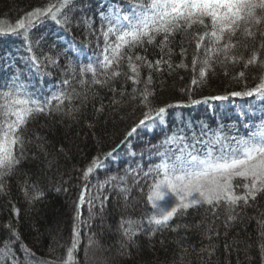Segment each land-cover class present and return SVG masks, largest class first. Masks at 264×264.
I'll return each instance as SVG.
<instances>
[{
    "label": "trees",
    "instance_id": "1",
    "mask_svg": "<svg viewBox=\"0 0 264 264\" xmlns=\"http://www.w3.org/2000/svg\"><path fill=\"white\" fill-rule=\"evenodd\" d=\"M48 2L0 0V22H4L5 26L9 23L14 26L26 12L43 7ZM98 4L99 0H76L77 10L73 13L75 18L68 32L50 19L34 28V39L45 36L40 46L34 49L36 54L42 56L48 53L55 57L57 52H63L69 44H74L77 51H68V57L76 65L88 63L89 58L95 60L102 51L103 38H98V32L91 34L77 20L85 14L81 10L82 5H87L86 11L92 15ZM94 23L98 30V17ZM260 30L264 31V24L260 25ZM203 32L202 26H194L187 32L176 33L172 39V64L175 66L183 61L187 68L174 67L169 70L165 65L161 72L154 74L152 87L155 95L151 106L158 108L181 102L180 106L167 110L166 124L157 120L151 130L141 126L126 139L127 133L139 123L147 109L140 103L139 92H133L134 88L143 91L144 83L134 85L125 76H120L114 82L119 91L125 92L124 96L117 91L114 97L109 88L97 87L98 96L95 99L90 97L87 107L74 116L57 113L39 115L28 124L26 135L34 142L28 145L26 158L15 174L6 178V191L0 193V247L5 241L12 242V249L20 264H31L22 244L27 245L38 258L63 264L71 244L76 201L84 185L81 179L83 169L93 157H100L104 165L89 178L88 186L94 195L96 188L93 186L110 176H124L127 169H137V166L148 171L149 165L159 162L160 157L156 152L162 150L153 146L159 145L177 129H183V133L178 134L189 138L194 133L199 135L205 124L211 128L223 125L229 136L247 135L255 125L264 121V99L229 97L226 101H204L206 97L242 91L245 82L249 87L254 86L257 82L254 77L264 72V67L257 65L245 69L243 61L232 60L214 63L205 82L199 86L191 84L195 42L197 34ZM162 38L158 37L153 45L146 44L147 53L142 48L135 51L154 61L161 55L158 44ZM261 41L259 35L253 39L239 32L233 38L236 47L230 51V56H243L247 60L259 49ZM53 44L55 48L51 47ZM181 47L187 49L184 57L180 54ZM8 53L11 59L5 60ZM29 55L22 37L8 35L0 38V87L13 76H19L18 82L24 83L29 91L51 95L63 79L71 76V71H64L67 57L61 55L58 66L47 65L45 61L37 71L27 59ZM258 55L259 60L264 61V49ZM200 58H204L203 50ZM200 66L195 69L196 75ZM123 71L127 72L126 64ZM241 71L245 72V79H234ZM141 75L146 79L148 70L144 69ZM113 98L118 103L112 105ZM191 100L201 102L192 104ZM101 103L105 106L104 111L97 114L95 108ZM37 136L42 140L37 141ZM38 144H42V147H38ZM113 149L116 151L111 157L104 155ZM25 183L35 185L43 195L30 200L22 191ZM150 183L151 179L144 177L143 172L138 178L129 174L127 186L131 191L128 200L119 191L118 182L112 181L104 189L103 194L109 199L102 213L97 207L95 215L89 219L88 205L82 206V218L87 224L80 225L81 242L75 255L76 264H264V239L261 237L264 232L261 226L264 222V196L258 197L249 206L237 207L238 219L228 226L225 225L227 213L224 208L214 215L205 205L190 209L187 215L174 219L169 227L155 234L141 231L132 242L126 241L120 227L121 220L131 218L140 221L146 212L151 211L146 201ZM29 192L34 194L31 187ZM177 224L187 227L172 231ZM13 229L18 233L19 240L13 234ZM89 237L95 241L91 246ZM226 245L229 247L226 248ZM3 264H11V261L5 260Z\"/></svg>",
    "mask_w": 264,
    "mask_h": 264
},
{
    "label": "snow or ice",
    "instance_id": "2",
    "mask_svg": "<svg viewBox=\"0 0 264 264\" xmlns=\"http://www.w3.org/2000/svg\"><path fill=\"white\" fill-rule=\"evenodd\" d=\"M86 9L87 5L81 6L85 14L79 17L77 22L83 24L91 34L96 35L98 32V38H103L102 51L95 60L89 58L86 64L76 65L72 58L68 57V51H77L74 44H69L68 49L63 52H57L55 57L48 53L38 56L34 51L45 40V36L34 39L32 31L45 20H52L66 32L71 30L75 18L73 13L77 10L76 0H49L43 7H35L26 12L14 26L10 23L5 26L4 22H0V38L8 35L22 37L26 51L30 54L27 59L37 71L45 61L47 65L58 66L61 55L67 57L64 71H71V76L63 79L51 95L29 91L24 83L18 82L19 76H13L0 87V193L6 191V178L15 174L26 158L28 145L34 142L26 135L31 121L39 115L54 113L74 116L87 107L90 97L95 99L98 96L97 87L109 88L115 97L119 90L114 82L120 76H125L134 85L144 83L143 91L134 88L133 92H139L140 103L147 109L139 123L127 133L126 139L141 126L151 130L157 120L166 124L167 110L180 106L181 102L153 108L151 104L155 91L152 86L154 74L161 72L163 66L166 65L169 70L174 67H188L183 61L175 66L171 62L173 49L170 44L178 32H187L194 26L204 28L203 33L197 34L192 57L193 86H199L206 81L208 71L214 63L232 60L243 61L245 69L257 65L264 67V61H260L258 55L259 51L264 49V31L260 30V25L264 24V0H99L92 15H89ZM97 17L100 21L98 30L94 23ZM239 32H243L248 38L254 39L257 35L262 38L259 49L247 60H244L243 56H230V51L236 47L232 42L233 38ZM160 36L163 37L158 44L161 55L156 60H149L147 55H140L135 51L142 48L147 53L145 45L155 44ZM51 47L55 48L56 45ZM201 50L204 52L203 59L200 58ZM180 54L182 57L186 56L187 49L181 47ZM4 59H11V54H6ZM125 64L127 72L123 71ZM198 66L199 73L196 75L195 69ZM144 69L148 70L146 79L141 75ZM234 79H245V72H239ZM254 79L257 80L254 86L249 87L245 82L242 91L206 97L204 101H226L229 97L264 99V72ZM119 94L124 96L125 92L119 91ZM132 98L136 99V96ZM200 102L191 100L192 104ZM116 103L118 101L113 98L111 104ZM104 108L101 103L95 108V112L103 113ZM183 131L177 129V132L166 136L159 145L153 146L162 150L156 152L160 157L159 162L149 165L148 171L145 172L137 166V169H127L124 176H110L93 186L96 188L94 195L88 186L89 178L104 165L100 157H93L83 169L81 179L84 185L76 201L71 244L63 264H76L75 255L81 242L80 225L87 224L82 218V206L88 205L89 219L95 215L97 207L102 213L109 199L103 194L104 189L112 181L118 182L119 191L123 198L128 200L131 191L127 186L129 174L138 178L140 172H143L144 177L151 179L146 195L151 211L146 212L140 221L122 218L120 227L128 242H132L141 231L155 234L156 231L169 227L174 219L187 215L190 209L202 208L205 205L214 215L220 208H224L227 213L225 225L228 226L230 222L238 219L235 211L237 207L249 206L258 197L264 196V121L255 125L254 130L249 131L247 135L229 136L223 125L211 128L205 124L201 127L200 134L194 133L191 138L178 134ZM35 139L42 140L39 136ZM37 146L42 147V144ZM115 151L113 149L104 155L111 157ZM30 187L34 194H30ZM22 191L30 200L39 199L43 195L35 185L29 186L27 183ZM141 191L143 192V189ZM261 226L264 228V222ZM180 227L187 226L177 224L172 227V231H177ZM13 234L19 240L15 229ZM261 237L264 239V232ZM94 243L92 237H89V246ZM21 247L31 264H54L52 261L36 257L27 245L22 244ZM85 255L87 257V251ZM5 260L11 261V264H20L10 241H5L3 247H0V264Z\"/></svg>",
    "mask_w": 264,
    "mask_h": 264
},
{
    "label": "rangeland",
    "instance_id": "3",
    "mask_svg": "<svg viewBox=\"0 0 264 264\" xmlns=\"http://www.w3.org/2000/svg\"><path fill=\"white\" fill-rule=\"evenodd\" d=\"M239 179V178H238Z\"/></svg>",
    "mask_w": 264,
    "mask_h": 264
}]
</instances>
